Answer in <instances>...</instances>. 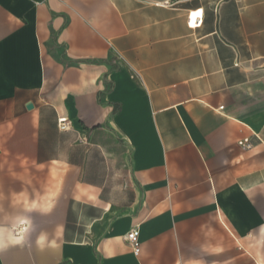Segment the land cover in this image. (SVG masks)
<instances>
[{
	"label": "crops",
	"instance_id": "obj_1",
	"mask_svg": "<svg viewBox=\"0 0 264 264\" xmlns=\"http://www.w3.org/2000/svg\"><path fill=\"white\" fill-rule=\"evenodd\" d=\"M0 264H264V0H0Z\"/></svg>",
	"mask_w": 264,
	"mask_h": 264
},
{
	"label": "built area",
	"instance_id": "obj_2",
	"mask_svg": "<svg viewBox=\"0 0 264 264\" xmlns=\"http://www.w3.org/2000/svg\"><path fill=\"white\" fill-rule=\"evenodd\" d=\"M192 14L189 13V22L188 25L195 28L201 24V21H197V17L192 19ZM57 127L61 131H66L69 129V122L65 117H60L57 119ZM245 149H249L251 147L250 144L243 145ZM126 242L131 246L132 252L135 256H137L140 252V243L138 240V230L136 228H132L128 233L125 235Z\"/></svg>",
	"mask_w": 264,
	"mask_h": 264
}]
</instances>
